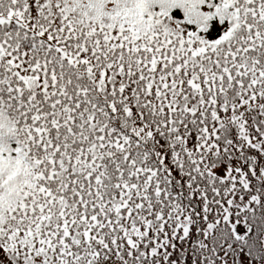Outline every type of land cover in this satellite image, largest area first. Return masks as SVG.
<instances>
[{"label":"snow or ice","instance_id":"6c2138e0","mask_svg":"<svg viewBox=\"0 0 264 264\" xmlns=\"http://www.w3.org/2000/svg\"><path fill=\"white\" fill-rule=\"evenodd\" d=\"M0 264H264V0H0Z\"/></svg>","mask_w":264,"mask_h":264}]
</instances>
